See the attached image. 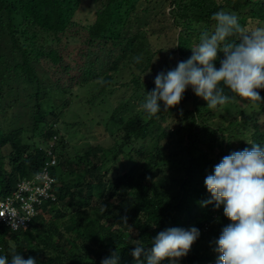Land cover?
Wrapping results in <instances>:
<instances>
[{
    "label": "trees",
    "instance_id": "obj_1",
    "mask_svg": "<svg viewBox=\"0 0 264 264\" xmlns=\"http://www.w3.org/2000/svg\"><path fill=\"white\" fill-rule=\"evenodd\" d=\"M62 1L0 0V200L40 170L46 148L57 182L56 201L27 229L0 223V264H258L264 214L238 228L231 197L240 217L264 208V35L256 34L264 0H93L88 26L70 19L80 0ZM29 29L51 42H22ZM162 37L178 63L152 83L143 73L161 50L150 40ZM208 73L221 77L214 92L198 80ZM88 83L99 89L89 109L108 94L99 116L109 120L95 124L113 143L90 149L85 162L53 136L55 121L69 122L63 111L80 110L70 97ZM146 85L162 93L155 112L121 116L126 95H144ZM82 121L70 120L94 128Z\"/></svg>",
    "mask_w": 264,
    "mask_h": 264
},
{
    "label": "rangeland",
    "instance_id": "obj_2",
    "mask_svg": "<svg viewBox=\"0 0 264 264\" xmlns=\"http://www.w3.org/2000/svg\"><path fill=\"white\" fill-rule=\"evenodd\" d=\"M64 0L62 3L64 4ZM124 1L121 4H118L115 7V12L118 13L120 10L124 11V6L122 5ZM79 8L76 9L72 17L70 18L72 22H75L79 26H88L94 21V12H95V5L93 3V0H80ZM120 11V12H122ZM119 12V13H120ZM118 15V14H116ZM114 26L118 27L117 21L114 23ZM32 31V33H31ZM261 31H263L261 33ZM256 34L258 36L264 35V26L260 27L258 30H256ZM254 41L257 42L258 38L253 36ZM39 40H47L48 42H51L50 39L47 37V35L43 32L37 31L35 29H29L21 36L22 42H28L33 43L34 41ZM169 38L162 37V43H159V40H150V43L154 47L155 50H161L160 53H158L155 58L153 59V70H149L145 73H143V77L146 76L147 78L151 79L150 81L153 83V79H167L173 74H175V71H173V68L177 66V59L176 55L168 52L167 48L165 47L168 44ZM75 44H69V48H75ZM60 50L64 49V38L63 42L58 46ZM163 48V49H162ZM175 66V67H174ZM201 83V85L206 84V87L208 89H213L214 92L218 85H220L221 77L220 75L213 73V74H207V77H204L203 79H198ZM111 87H115V84H112ZM113 89V88H112ZM146 89H148V85L146 87L141 88V93H145L144 95L135 96L132 98H129L131 93L127 94L126 97L129 99L128 108L126 110V114L121 115L128 117L132 114H139L142 115L144 119L148 118L155 110H153L154 107L157 106L156 99H160L162 93H159L158 96L154 97L151 96L149 91L147 92ZM210 93L208 96L205 97V100L208 102V106L212 105L211 99L215 98L213 92ZM74 96L70 97L71 106H79L81 107L79 111L76 110H70V111H63L62 118L67 119L69 122L62 123V120L59 118V120L55 121L59 125V121L61 124V127L59 129L60 136H53L54 139L57 141V144L59 143L62 148H67L70 151V154L75 158L76 161H88V156H85L86 152H88L90 149L94 148L99 143H105L108 146H111L113 143V140L109 137H107V133L104 132L103 126L96 127V124L98 121L101 122L102 125H104V118L108 121V115L105 117L99 116V110H109V107L106 103H103L102 98H104L105 95H108L106 92L103 94H100L96 99L94 104L95 106L88 108L89 104H85L86 100L93 97L95 93H99L98 87L91 83H88L86 86H84L82 89L74 91ZM91 92V93H89ZM112 92V90L109 91V94ZM89 93V95H88ZM244 93L242 92L240 94V97ZM88 95V96H87ZM114 97V96H113ZM239 98L236 100V103L240 106H245V103L243 100ZM181 100V98H180ZM186 106H189L188 103H186ZM232 114L235 115L237 112L233 109ZM78 117H81L85 124H89L90 126H94V128L90 129L88 131L87 126L80 125V124H74L70 122V120L78 119ZM83 117V118H82ZM237 117H240V114H237ZM112 122V121H111ZM83 124V123H82ZM113 124V123H112ZM167 124V123H164ZM53 128H55L52 125ZM105 133V135H104ZM248 137V136H247ZM39 139L37 136L35 140ZM243 140H245L243 138ZM64 148V149H65ZM238 148V141L235 140L233 142V150L235 151ZM51 154H53L52 151L47 150L46 148V160L44 164L40 167V170L31 173L29 172L26 177L22 179V181H19L17 186L24 185L25 190L27 193L33 198V201L30 202L32 206H29L27 209L26 214L28 215V218L30 217L31 220L38 218L40 215V208L43 204H53L52 201L53 198L56 197V189H57V182L53 178L51 174H49V166L55 164L54 159L52 158ZM52 158V159H50ZM50 159V160H48ZM50 163V164H49ZM127 159H121V161L118 163V168L121 166H126ZM42 175L47 176V178L44 180L42 178ZM69 175L63 171L60 177V182H66ZM20 193H17L16 197H19ZM7 197V196H6ZM5 197V198H6ZM96 197L93 198V200ZM95 200L92 204H94ZM75 208L73 206H70V208L66 209L65 212H73ZM237 214V213H236ZM52 218V216H51ZM65 218V217H64ZM57 219L54 221H59V224L62 223L65 219ZM48 221L47 219H44L43 222ZM42 222V223H43ZM44 224V223H43ZM4 242V240H2ZM248 244H245V247H247ZM259 264H264V258L262 257L259 262Z\"/></svg>",
    "mask_w": 264,
    "mask_h": 264
},
{
    "label": "bare ground",
    "instance_id": "obj_3",
    "mask_svg": "<svg viewBox=\"0 0 264 264\" xmlns=\"http://www.w3.org/2000/svg\"><path fill=\"white\" fill-rule=\"evenodd\" d=\"M17 193H20L19 197H16ZM32 201L33 198L27 193L23 184L14 188L10 195L0 200V223L13 232L27 229L32 220L26 218L25 209Z\"/></svg>",
    "mask_w": 264,
    "mask_h": 264
},
{
    "label": "clouds",
    "instance_id": "obj_4",
    "mask_svg": "<svg viewBox=\"0 0 264 264\" xmlns=\"http://www.w3.org/2000/svg\"><path fill=\"white\" fill-rule=\"evenodd\" d=\"M52 201H56V197L53 198ZM231 204H232V211L234 212V216H236V219H237V224L236 225H238V228L242 227L244 229H247L248 228L247 222H244V220H246V221H248L250 223H254L255 220L258 218V216H262L264 214V208H263V210L257 216H251L249 218H245V216L244 217H242V216L240 217L241 214L239 215V213H238L239 212V210H238L239 207L237 205L235 196L231 197ZM245 244H248V246L245 247ZM245 244H243L242 248L240 247L241 251H244L245 249L250 248L251 246H253L251 241L247 242ZM235 250H237V249H235Z\"/></svg>",
    "mask_w": 264,
    "mask_h": 264
},
{
    "label": "built area",
    "instance_id": "obj_5",
    "mask_svg": "<svg viewBox=\"0 0 264 264\" xmlns=\"http://www.w3.org/2000/svg\"><path fill=\"white\" fill-rule=\"evenodd\" d=\"M42 178L45 180V179L47 178V176L42 175ZM25 188H26V186H25ZM29 206H32V204H28L27 209L29 208ZM27 209H25V213L27 212ZM26 215H27V214H26ZM26 218L29 219L30 217L28 218V215H27ZM20 220H21V221H24V220H22V219H20Z\"/></svg>",
    "mask_w": 264,
    "mask_h": 264
}]
</instances>
